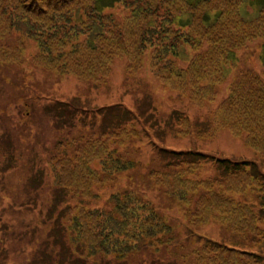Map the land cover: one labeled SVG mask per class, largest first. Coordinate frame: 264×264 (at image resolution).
I'll return each instance as SVG.
<instances>
[{
	"label": "trees",
	"instance_id": "trees-1",
	"mask_svg": "<svg viewBox=\"0 0 264 264\" xmlns=\"http://www.w3.org/2000/svg\"><path fill=\"white\" fill-rule=\"evenodd\" d=\"M30 44L37 50L27 56ZM248 51L264 59V0H0V62L19 67L24 77L39 68L100 86L115 59L125 56L127 73L148 62L164 85L197 106L215 100L229 81L226 97L205 117L209 129L194 131L179 111L166 128L199 137L228 128L264 160V69L253 67L250 57L239 59ZM76 101L63 105L71 117L82 111L80 126H69L49 168L56 194L78 200L66 208L68 227L71 248L85 253L86 264L91 257L100 260L95 264L179 263L183 253L176 249V258L161 255L174 245L175 232L150 189L176 199L189 225L214 221L240 236L230 244L205 238L192 249V264L264 263V173L254 164L151 139L153 151L144 161L137 157L142 130L133 111L122 103L81 110ZM164 130L156 133L164 137ZM205 161L218 168L216 176H198ZM105 187L114 191L101 203L95 190ZM89 199L97 202L91 206ZM63 238L42 250L70 258L58 241Z\"/></svg>",
	"mask_w": 264,
	"mask_h": 264
},
{
	"label": "rangeland",
	"instance_id": "rangeland-1",
	"mask_svg": "<svg viewBox=\"0 0 264 264\" xmlns=\"http://www.w3.org/2000/svg\"><path fill=\"white\" fill-rule=\"evenodd\" d=\"M36 50V46L30 44L26 55L31 56ZM247 57H250L253 67L264 69V59L259 52L250 56L241 55L239 59L249 61ZM126 63L125 56L116 58L108 82L93 86L70 75L52 77L30 66L29 61L25 65L37 72L24 77L19 67V70L11 69L8 67L11 65L0 62V260L3 263L86 264V259H83L86 258L85 253L71 248L74 246L70 242L68 227L70 214L66 208L78 200L65 199L62 192L56 194L58 187L53 183L49 168L50 157L58 152V141L68 137L69 126H80L82 111L71 117L67 106L63 105L74 101V98H77L81 110L84 105L94 108L122 103L133 111L135 125L142 130V136L137 141L140 143H135L136 147H141L137 157L144 161H149L153 151V144L148 142L151 139L156 144L173 149H192L216 157L249 161L256 170L264 173V160L257 151L232 135L228 128H221L214 136L205 137L194 133L182 136L175 132V126L166 128L171 125L172 113L179 111L191 118L194 131L209 129L205 117L209 108L226 97L229 81L222 84L224 87L215 100L204 106L191 105L178 91L164 85L152 73L148 62L135 74L127 73ZM139 105L144 113L138 109ZM69 110L72 109L69 107ZM159 130H164V137L156 133ZM217 173L218 168L205 161L198 176L214 177ZM125 182L128 180L124 178L122 185ZM113 191L112 187L95 190L101 197V203ZM147 194L166 213L175 232L174 245L164 249L161 255L175 257L176 249L178 253H183L181 259L175 257L178 264H192L188 260L191 251L201 246L205 238L227 244L231 240H241L236 232L214 221L198 227L191 226L183 206L176 199L165 196L160 190L150 189ZM96 202L89 199L85 203L92 206ZM60 236L64 238L58 241L72 252L70 258L62 259L55 251L42 250V247L53 248V239ZM252 250L258 251L259 245ZM95 258L88 259L87 264L100 261Z\"/></svg>",
	"mask_w": 264,
	"mask_h": 264
}]
</instances>
